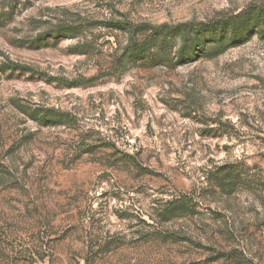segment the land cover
Returning <instances> with one entry per match:
<instances>
[{"label":"rangeland","instance_id":"obj_1","mask_svg":"<svg viewBox=\"0 0 264 264\" xmlns=\"http://www.w3.org/2000/svg\"><path fill=\"white\" fill-rule=\"evenodd\" d=\"M249 5L264 0H0V264H264V38L124 68L103 24ZM223 165L245 181L231 195L206 179ZM181 195L195 213L159 220Z\"/></svg>","mask_w":264,"mask_h":264},{"label":"trees","instance_id":"obj_2","mask_svg":"<svg viewBox=\"0 0 264 264\" xmlns=\"http://www.w3.org/2000/svg\"><path fill=\"white\" fill-rule=\"evenodd\" d=\"M103 24L121 31L126 36L119 59L122 67L169 63L175 65L192 60L198 55L215 56L232 45L248 40L253 34L264 38V5H249L236 14L209 22L151 24L108 20ZM176 40L178 44H175ZM31 112L32 119L46 123L56 122L58 118L63 117L47 110L44 113H36L35 110ZM239 177L235 166L223 165L208 173L206 179L212 181L221 193L231 195L245 182ZM194 213V203L189 197L181 195L168 200L158 213V218L161 221H169ZM227 257L229 251L216 255L217 259Z\"/></svg>","mask_w":264,"mask_h":264}]
</instances>
